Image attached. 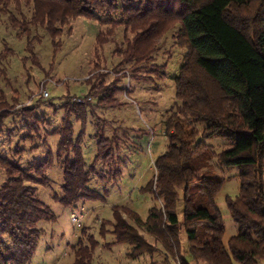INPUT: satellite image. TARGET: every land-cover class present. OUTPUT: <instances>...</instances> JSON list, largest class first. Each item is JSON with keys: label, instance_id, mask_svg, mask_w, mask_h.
I'll return each mask as SVG.
<instances>
[{"label": "trees", "instance_id": "16d2710c", "mask_svg": "<svg viewBox=\"0 0 264 264\" xmlns=\"http://www.w3.org/2000/svg\"><path fill=\"white\" fill-rule=\"evenodd\" d=\"M99 14L107 17L101 19ZM2 15L16 35L25 37V50L34 61L35 42L42 36L37 29L51 37L55 51L62 26L80 16L106 24L96 35L98 45L112 41V30L123 26L121 44L114 52L121 57L119 64L133 66L150 58L165 32L178 25L172 37L185 52L173 76L176 108L163 121L166 147L154 158L155 171L141 187L155 202L145 219L128 206L113 204L112 219L103 221L100 228L111 224L113 242L127 243L130 258L152 253L159 244L167 254L179 257L178 264H255L264 259V0H0ZM85 81L87 95L97 96L99 104L110 102L116 87L96 85L91 76ZM89 103L65 100L59 125L49 131L58 135L55 155L47 151L42 159L21 166L0 151L4 173L0 264H28L41 234L38 222L54 217L37 196L34 184L45 183L43 170L55 158L63 165L61 192L55 200L67 208L84 201L105 202L107 190L89 187L90 176L109 182L121 174L119 167L107 172L95 167L97 161L113 164L114 135H97L90 165L84 160L80 136H73L71 118L84 126ZM18 104L9 105L0 98V133L12 108L24 116L35 108ZM212 136L225 138L231 146L215 151L203 141ZM212 158L221 167L239 170L238 193L224 199L237 224L226 246L222 242L225 226L214 201L223 179L205 173ZM178 200L182 202L181 220ZM181 232L186 254L180 252ZM87 241H77L71 264H91L97 243L91 235Z\"/></svg>", "mask_w": 264, "mask_h": 264}, {"label": "rangeland", "instance_id": "374dc122", "mask_svg": "<svg viewBox=\"0 0 264 264\" xmlns=\"http://www.w3.org/2000/svg\"><path fill=\"white\" fill-rule=\"evenodd\" d=\"M99 17L105 19L107 16L99 14ZM101 21L84 16L69 19L62 26L59 47L55 51L51 37L44 30L37 29L36 32L42 36L35 42L37 59L34 61L25 50V37L16 35L5 15L0 18V98L7 100L9 105L16 102L35 105L29 116L12 108L11 115L4 120L0 151L10 160L25 166L42 159L47 151L55 155L58 135L49 131L59 125L67 98L87 95V76L95 81L93 79L100 75L96 85L102 82V87H116L112 99L105 104L97 103V96H92L84 126L73 116L71 122L74 138L80 136L87 165L94 161L97 135H114L113 164L106 166L97 161L95 167L106 172L119 167L121 174L109 182L90 176L89 187L98 192L107 190L105 202L84 201L74 208H67L55 200L63 183L62 163L55 158L50 166L45 167V183L34 186L37 196L54 217L38 222L41 234L28 264H71L77 241L81 239L87 244L89 235L97 243L91 264H178L179 257L167 254L159 244L152 253L145 252L137 258H130L127 243L113 242L112 225L106 224L105 230L100 228L103 221L112 219L113 204L128 206L145 219L155 202L152 194L141 190V187L155 171L154 158L166 147L163 121L176 108L173 76L177 74L185 52V48L176 45L172 37L178 25L165 32L150 58L133 66V63L119 64L121 57L114 52L115 46L121 44L123 26L112 30V41L102 45L96 43L97 33L106 28ZM42 81L48 91L47 97H41L39 93ZM203 141L215 151L231 146L225 138L218 136L204 138ZM205 173L209 178L223 179L214 201L225 226L222 242L226 246L228 238L236 234L237 224L224 199L226 195L234 197L238 193L239 170L236 166L221 167L212 158ZM203 176L202 171L198 172L199 178ZM3 178V170L0 169V184ZM176 210L181 220L180 200ZM73 216L79 220L73 222ZM122 216L129 217L127 213H122ZM83 228L84 232L81 231ZM146 237L152 241L149 235ZM180 238V252L186 254L183 232ZM191 264L206 263L191 261ZM255 264H264V259Z\"/></svg>", "mask_w": 264, "mask_h": 264}, {"label": "built area", "instance_id": "2783aa9c", "mask_svg": "<svg viewBox=\"0 0 264 264\" xmlns=\"http://www.w3.org/2000/svg\"><path fill=\"white\" fill-rule=\"evenodd\" d=\"M39 93L41 97H47L48 96V91L45 88L44 81H42V84L39 86ZM77 103H87L92 101V96L87 95L85 97H75L74 99ZM79 220V217L73 216V222H76Z\"/></svg>", "mask_w": 264, "mask_h": 264}]
</instances>
